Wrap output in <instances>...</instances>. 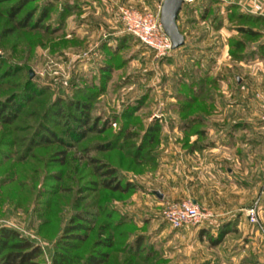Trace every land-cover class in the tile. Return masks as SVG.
Here are the masks:
<instances>
[{"label": "rangeland", "instance_id": "obj_1", "mask_svg": "<svg viewBox=\"0 0 264 264\" xmlns=\"http://www.w3.org/2000/svg\"><path fill=\"white\" fill-rule=\"evenodd\" d=\"M17 1L0 0V72L12 73L0 79V100L21 92L26 87L29 72L33 73L30 83L35 87L32 86L35 92L30 94V101L24 105V110L12 126L0 123V226L15 228L37 241L42 250L40 264H51L52 244L74 212L71 201L78 196L77 188L88 185L91 175L88 157H102L119 162L120 173L138 187L128 194L113 193L114 199H111L118 214L125 216V224L115 234V238L120 240L119 246L132 240L134 234H144L146 248L153 250L149 264H219L211 263L210 259H224L226 262L225 258L234 253L253 254L259 258L258 264H264V137L260 123L264 107V93L260 86L263 80L261 75L264 77V57L255 53L258 45L264 41V23L236 19L228 22V17L233 18L236 13H243L245 17L263 16L264 0L184 2L177 26L183 36L186 33L187 42L196 45L200 52L178 48L164 56H158L137 39L124 34L119 14V8L126 7L149 11L160 17L163 0H103L102 5L95 7L93 1L98 0H32L15 19H11L8 11ZM65 3L74 5V11L66 15L62 25L58 24V20ZM231 3H237L240 9L228 10ZM256 5L261 7L260 12L254 10ZM44 8L49 15L44 22L48 23L45 31L44 26L39 30L29 26L26 29L16 28L15 23L28 11L35 19ZM219 23L221 27L218 29L216 25ZM57 25L63 28L53 34V29H58ZM238 27H251L262 32L261 38L248 40L246 49L238 52L241 55L249 51L253 53L252 59L241 63L234 62L229 56V40L247 39L237 32ZM217 60L221 63V70L217 73L236 75L235 83L228 87L231 96L225 97L222 93L224 99L219 102L220 107L215 101L219 97L215 96L218 89L214 92L213 103L193 101L187 104L179 100L177 95L183 93L180 83L191 81V78H187L190 75L199 78L206 73L213 77L211 72ZM202 63L203 69L200 68ZM248 69L252 74H248ZM240 76L246 77L248 84L241 86ZM86 91L90 94L87 95ZM241 93L245 95L241 97ZM74 99H84L91 105L92 120H100V123L108 121L106 132L102 135L89 134L83 141H71L66 146L49 144L31 147L29 140L38 127L41 130L47 127L62 138L67 136L64 134L66 125L76 127L72 117H79V113L69 105ZM58 100L63 103L67 120L54 116V104ZM182 107L188 110L186 116L200 110L207 112L205 127L211 126L216 110H231L236 114V119L240 114H245L246 119H250L249 126H252L251 130L238 131L229 150L238 165V154L243 152L247 141L252 142L251 146H246H249L246 154L250 155V165L245 169L236 168L234 203H230V207H222L226 214L214 212L208 205L198 203L211 217L203 224L190 225L210 229L214 223L210 220L217 217L218 228L226 222L230 224V235L225 240L223 238L221 247L214 248L215 251L209 248L213 246L209 240H194V244L190 240L188 245L187 240L167 241V232L173 234L182 228H172L166 222L164 211L168 203L190 199L178 196L181 191L178 185L167 188L164 182L167 137L170 143L168 153L177 158L176 163L171 164L173 175H177L180 170L178 160L183 159L187 148L183 145V138L187 137L188 145L195 142L197 137L192 133L200 129L194 127L184 136L179 128L186 118L180 113L185 109ZM223 122L224 127L233 128L228 119L225 118ZM151 124H157L161 129L156 148V167L144 161H132L135 147ZM205 127L204 137L207 133ZM167 128L175 130L168 133ZM120 131L123 134L119 142L126 152L125 158H120L121 154L115 151L98 153L89 148L111 141ZM62 149L65 150V162L55 158L62 155L54 156L56 151ZM205 179L201 180L209 191H212L211 187L216 189L218 184L213 179ZM154 191H159L162 197L159 198ZM102 195L87 192L80 196L84 202L96 198L99 206H102ZM256 200L259 205L258 220L253 223L249 221L246 209ZM82 207L85 208L84 205ZM91 208L94 210L95 207ZM95 215L94 220H98L95 224L102 222L110 225V217L114 220L118 218L112 214L108 218L104 217L105 214ZM228 218L231 220L228 221ZM218 228L214 229L213 236ZM122 230L127 234L124 237L118 236ZM104 232L106 234L108 231ZM93 239V235H89V241L82 247V254L88 251L89 242ZM111 256L118 264L125 257L112 251ZM133 260L136 261L133 264H142L140 259Z\"/></svg>", "mask_w": 264, "mask_h": 264}, {"label": "trees", "instance_id": "obj_2", "mask_svg": "<svg viewBox=\"0 0 264 264\" xmlns=\"http://www.w3.org/2000/svg\"><path fill=\"white\" fill-rule=\"evenodd\" d=\"M30 1L32 2V0H18L17 3L12 5L8 11V15L11 19H15ZM63 8L64 9L59 15L58 20V24L62 25L66 15L74 11V5L71 6L65 3ZM228 8L230 11H237L240 9L237 3L229 4ZM46 10L47 9L44 8L35 19H33L34 15H31L30 11H28L26 15L19 18L15 23L16 28L26 29L29 26L33 30H39L42 28L41 26H44L45 31V27L48 23L44 22H46L45 20H47L49 16ZM234 19L246 22L254 20V22L258 21L264 23V16L245 17L243 13H236L233 18L228 17V22H231ZM216 27L219 29L221 23L217 24ZM62 28L63 26L60 28L58 27L56 30L53 29V34L58 33ZM237 32L247 39L239 41L229 40V56L234 62L241 63L242 61L252 59L253 53L252 51H249L241 55V53L238 52L246 49V44L249 43L248 40L261 38L262 32L252 29L251 27H238ZM256 50V54L264 57V41L258 45ZM8 72L9 71L0 72V79H5L12 74ZM187 78H191V81L180 83L183 87V93L177 95L179 100L185 101L187 104L192 103L193 101L201 104L214 102V92L218 89L217 78L209 77L206 73L203 76H199V78L191 77V75ZM30 80L28 74V81L25 84L26 87H24L21 92L12 96L9 95L6 99L0 100V123L2 125L12 126V124L18 119L19 114L24 110V105L28 104L30 101V94L35 92L33 89L34 86L30 83ZM86 94L89 95L90 93L87 92ZM69 105L72 106V109H74L75 112L79 113V117L76 115L72 117V121H75L76 127L66 125L67 127L65 128L64 134L67 136L63 138L59 137L54 131L47 129V127H44V130H41L42 128L38 127L36 128L33 137L29 140L31 147L49 144H65L66 146V144H71V141H83L89 134L102 135L106 132L108 121L104 120L100 123V120H92L90 115L91 105L86 103L84 99H74L70 101ZM54 106L56 107L54 116L67 120V117L63 112L62 101L58 100ZM180 113L182 116L186 117L179 126L180 130L184 133V136L190 132V129L197 126L200 128L192 133V135L197 137V140L188 145L187 137H185L183 138V145L185 147L187 146L186 150L189 152L201 151L203 149V142L205 141L204 124L207 112L200 110L189 113V115L186 116L188 110L185 108L180 111ZM39 130H41V132ZM160 131L161 129L157 124H151L147 127L141 137L140 143L135 147V151H133L132 161L135 160L139 163L144 161V163L156 167L158 160L156 148L159 144L158 140L160 137ZM46 132H48V134H46ZM122 134L123 133L120 131V133H116L111 141L97 143L89 148H92L94 152L98 153L115 151L118 152V154H121L120 158L122 156L125 158L126 156L124 155L126 152L123 150L124 148L119 142ZM67 140H69V143ZM64 151V149L56 151L54 156L62 155L61 157H55L57 161L65 162L66 156ZM88 164L91 168L90 179L87 181L88 185L87 187L82 185L77 188L78 196L75 197L74 201H71V207L74 209V212L69 216L68 222L62 228L58 239L54 240L52 244L51 264H118L117 261L112 258L111 251L125 255V257H130V259L124 260L125 257L123 256L119 264L136 263L133 259H140L142 264H149L153 250L146 248L144 234H134L132 240H127L122 247L119 246L120 240L115 238V234H117L116 232L120 231L119 229H122L123 224H125L123 221L125 216L123 214L119 215L117 209L112 206L111 199H114L113 193L128 194L129 192L134 191V189H137V185L129 182V180L120 173L119 169L121 167L119 162H113L112 160L110 161L109 159H104L102 157H88ZM92 177L93 179H91ZM87 192L91 194L96 193V195L98 193L103 194L102 199L100 198L102 206H99V200L96 198H90L84 202L80 195ZM55 202L57 204L59 203V201ZM82 205H84L85 208H83ZM87 206L89 208H87ZM91 207H95L94 210H92ZM95 214H98L99 216L105 214V218H108V215L112 214L113 216L117 215L118 218L114 220L110 217V225L102 222L95 224V222L98 221L94 220L96 218ZM230 227V224L226 222L218 228L215 236L207 232L206 235L210 244L214 246L221 243L224 236L231 231ZM106 230L108 232L105 234L104 231ZM123 231L125 230H122L121 234L118 233V236H126L127 234H124ZM91 234L94 239L92 242H89L88 251L85 254H82V247L87 241H89V235ZM41 254V246L37 241L31 240L15 228L3 225L0 226V264H40L39 256Z\"/></svg>", "mask_w": 264, "mask_h": 264}, {"label": "crops", "instance_id": "obj_3", "mask_svg": "<svg viewBox=\"0 0 264 264\" xmlns=\"http://www.w3.org/2000/svg\"><path fill=\"white\" fill-rule=\"evenodd\" d=\"M103 2V0H98V2L93 1V6H100V4ZM204 2V1H202ZM200 2V3H202ZM160 3V2H159ZM227 3V2H225ZM199 4V3H198ZM102 5V4H101ZM241 6V5H240ZM191 18H194L192 15ZM181 18V15H180ZM186 20H189V17H186ZM219 32V31H218ZM187 35L185 33L184 35V45L180 47L181 49H187V50H194L196 53H199L198 47L196 45H191L187 42ZM204 65L203 63L200 64V68H202ZM227 66L231 67V65L227 64ZM244 67L246 65H243ZM250 66H247L245 68H249ZM203 69V68H202ZM221 70V63L217 60V64H215L211 75L218 79V93L215 95L218 97L216 98V104L219 106V102L224 99V96H221V94H225L227 96H231L230 92L231 90H228V87H231L232 83H235L236 75L231 76L228 74H220L217 73ZM249 70L248 74H252L251 70ZM215 71V72H214ZM261 79L262 85H260L262 88V91L264 93V77ZM234 79V80H233ZM251 80V79H250ZM240 82L241 86L243 84H248V81L246 77L240 76ZM250 83V81H249ZM238 84V83H237ZM221 85V86H220ZM222 88V91L220 93V89ZM227 88V89H226ZM246 93L248 90L245 91ZM219 94V95H218ZM242 94V95H241ZM239 94L241 97L245 94L241 93ZM214 115L212 116V123L211 126L205 127L206 129V139L203 142V149L201 151H194V152H188L186 150V153L184 154L183 159L178 160L179 163V173L177 175H173L171 164L176 163L177 158L172 156V154H169L168 151L170 150L169 146L170 143H168V137H167V156L164 155L165 160H167V163H164V182L166 184L167 188H170L171 185H178L180 188V192L178 196L184 197V198H190L197 204H204L208 205L211 210L218 213H223L224 208L222 207H230V203L233 204L235 201V191H236V174H237V167H245L250 165V155L246 154V151L249 149V146H251L252 142L247 141L244 147V150L241 154H238V165L235 163L234 160V154H232L229 150L233 147V138L237 135L238 131L242 130H251L252 126H249L250 119H246L245 114H240L238 118L236 119V114L232 112L231 110H216L214 111ZM228 119L229 124H232L231 127L233 128L228 129L223 126L224 119ZM236 119V120H235ZM211 121V120H210ZM241 125V126H239ZM238 126V127H236ZM247 126V127H246ZM174 128H167L168 133L170 131H174ZM257 141L255 140L254 143ZM249 145L248 147H246ZM245 169V168H244ZM208 177L210 180L215 181L218 186L216 189H213L211 186V190L209 191L208 186L203 185V180H206L205 178ZM201 183V185H199ZM208 187V188H207ZM216 190V191H215ZM208 192V193H207ZM227 210L230 212L231 210L227 208ZM230 218L227 220L229 221ZM219 220V218H215L210 220L214 223L213 226L209 228H194L193 226L186 225L183 226L181 229L175 231L173 234H168L167 232V241L168 240H187L186 244L188 245L189 242L191 244H194V240H204L200 242H205V240H208L206 237V233L209 232L212 234L214 232V229H217L216 222ZM222 220V219H221ZM231 220V219H230ZM219 226V225H218ZM206 229V230H204ZM167 231L169 229L167 228ZM171 231V229H170ZM161 235V234H160ZM216 235V234H215ZM214 235V236H215ZM230 235V233H227L224 237V240ZM191 240V241H190ZM221 247V243H219L216 246H210L209 248L213 251L214 248ZM256 257V258H255ZM211 263L218 262L219 264H258L259 258L257 256H254L253 254H241V253H234V255L230 256L229 258L219 260V261H213L214 259H210ZM233 263H230V261Z\"/></svg>", "mask_w": 264, "mask_h": 264}, {"label": "built area", "instance_id": "obj_4", "mask_svg": "<svg viewBox=\"0 0 264 264\" xmlns=\"http://www.w3.org/2000/svg\"><path fill=\"white\" fill-rule=\"evenodd\" d=\"M192 1L184 0V2ZM254 10L260 12L262 9L256 5ZM119 14L124 34L137 39L158 56L167 55L172 50L171 42L162 29L159 16H155L149 11L141 12L126 7H120ZM260 123L264 137V107L261 110ZM258 206V200H256L246 209V215L250 222H257ZM210 217V213L206 212L205 209L191 199L171 201L164 211V218L172 228H181L185 225H200L205 223Z\"/></svg>", "mask_w": 264, "mask_h": 264}, {"label": "water", "instance_id": "obj_5", "mask_svg": "<svg viewBox=\"0 0 264 264\" xmlns=\"http://www.w3.org/2000/svg\"><path fill=\"white\" fill-rule=\"evenodd\" d=\"M184 4V0H163L160 8V24L166 36L171 42L172 50L178 49L184 45V36L180 33L177 26V18ZM33 73L29 72V78L32 79ZM154 193L161 198L159 191Z\"/></svg>", "mask_w": 264, "mask_h": 264}]
</instances>
